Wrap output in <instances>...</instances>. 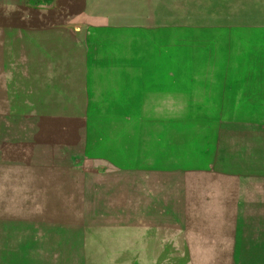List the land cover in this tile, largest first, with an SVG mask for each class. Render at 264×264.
I'll return each mask as SVG.
<instances>
[{
    "label": "rangeland",
    "instance_id": "rangeland-1",
    "mask_svg": "<svg viewBox=\"0 0 264 264\" xmlns=\"http://www.w3.org/2000/svg\"><path fill=\"white\" fill-rule=\"evenodd\" d=\"M0 264H264V0H0Z\"/></svg>",
    "mask_w": 264,
    "mask_h": 264
}]
</instances>
